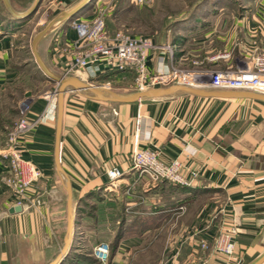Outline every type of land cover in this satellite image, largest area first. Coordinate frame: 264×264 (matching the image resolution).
<instances>
[{
    "label": "crops",
    "instance_id": "obj_1",
    "mask_svg": "<svg viewBox=\"0 0 264 264\" xmlns=\"http://www.w3.org/2000/svg\"><path fill=\"white\" fill-rule=\"evenodd\" d=\"M83 1L59 0L58 15L31 43L39 76L53 86L58 84L41 70L36 58L50 75L63 78L70 57L65 61L58 50L77 39L73 23L92 19L98 9L111 7L115 14L124 13L133 4L132 0H88L80 11L58 20ZM7 26L0 37V145L20 120L23 97L32 93L20 85L22 65L15 60L9 34L14 26ZM108 27L113 32L118 29L114 22ZM160 52L150 57L152 71L163 68ZM243 53L235 54L232 63L219 61L216 67L240 66ZM74 77L119 95L137 92L115 85L121 79H132L134 85L135 75L129 69L98 73L91 69ZM30 99L25 117L44 116L22 134L19 145L24 157L43 173V180L28 191L32 206L11 214L5 183L8 162L0 159V264H52L59 257L56 264H101L93 259V250L101 243L112 245L108 264H254L264 255V103L183 93L123 103L100 101L86 90L69 88L58 134V101L55 110L45 95ZM135 146L159 150L165 160L179 158L199 177L190 186L140 177L129 167ZM112 168L125 174L109 190L106 171ZM68 186L74 231L61 255L68 231ZM180 206L186 211L175 227ZM162 223L164 230L159 229ZM236 226L241 233L235 239L234 256L216 253L214 239ZM148 252L154 255L150 262H130L132 255Z\"/></svg>",
    "mask_w": 264,
    "mask_h": 264
},
{
    "label": "built area",
    "instance_id": "obj_2",
    "mask_svg": "<svg viewBox=\"0 0 264 264\" xmlns=\"http://www.w3.org/2000/svg\"><path fill=\"white\" fill-rule=\"evenodd\" d=\"M151 0H132L136 4H146ZM109 10L98 9L90 20H76L73 29L77 39L71 44L75 51L67 62V73L73 76H85L92 69L94 73L102 69L112 71H132L135 75L134 87L137 91H146L152 88L182 85L193 88H207L213 90L247 91L264 96V52L256 53L242 61L238 67H226L218 71L191 70L184 71L173 64V49L170 45H159L146 35H131L124 31L108 27L107 13ZM161 51L162 67L152 71L149 67L153 52ZM230 54L214 57L229 58ZM170 63H166V57ZM198 63H196L197 65ZM209 73V80L203 79ZM66 75V76H69ZM208 76V75H207ZM58 89V88H57ZM54 91V94L58 92ZM56 102L52 101L56 110ZM54 108V107H53ZM44 114L35 120L23 116L12 131L8 132L4 145H0V159L8 162L9 175L5 179L13 207H21L22 211L29 209L28 191L39 181L43 180V173L24 157V149L19 145L22 134L38 123ZM130 169L140 177H147L152 182H163L190 186L199 177L194 171H189L183 162L176 158L165 160L162 153L156 149L139 148L135 146L130 157ZM125 171L112 168L106 171L109 182L108 189L116 188V184L124 177ZM180 206L177 213L185 211ZM241 229L234 227L220 231L213 241V250L232 258L236 253V237ZM202 247L209 246L204 241ZM111 255L110 244L101 243L93 250V256L101 263L108 264ZM205 264V263H201Z\"/></svg>",
    "mask_w": 264,
    "mask_h": 264
},
{
    "label": "rangeland",
    "instance_id": "obj_3",
    "mask_svg": "<svg viewBox=\"0 0 264 264\" xmlns=\"http://www.w3.org/2000/svg\"><path fill=\"white\" fill-rule=\"evenodd\" d=\"M7 1L16 13H25L36 0ZM113 4L115 5L114 2ZM127 6V11L118 14H115L111 7L108 8L107 21L110 25L114 22L117 30L131 35H146L162 46L167 44L172 46L173 64L181 70L218 71L222 70L216 67L219 61L232 63L235 54L240 55L244 52L243 48H248L246 53L240 56L244 61L256 53L264 52V0H151L143 5L133 3ZM61 8L59 0H40L35 14L21 20H13L3 0H0V37L7 30L8 23H12L14 27H10L9 33L11 49L23 70L20 85L29 87L32 92L31 96L23 97L20 120L25 116L23 110L29 109L30 98L45 95L46 101H57V94H54V91L58 86H53L39 76L41 73L34 66L35 52L31 43L37 32L50 23ZM253 20H259L260 23L257 21L252 24ZM19 27L21 28L18 30ZM61 48L58 53L61 52L65 61L75 51L69 44ZM249 49L253 51L250 52ZM178 53L180 56L178 55L176 61ZM229 53L231 54L227 59L212 61L214 57ZM67 72L65 68V75H69ZM207 75L203 79L209 80V73ZM131 80L121 79L115 85H124L127 90H135L134 85L130 83ZM84 209L88 212L92 210L91 207ZM185 211L175 213V227L179 225L177 221ZM159 229H166L165 223H162ZM153 256L151 252L132 255L130 262L147 263ZM159 258L164 260L165 256Z\"/></svg>",
    "mask_w": 264,
    "mask_h": 264
},
{
    "label": "water",
    "instance_id": "obj_4",
    "mask_svg": "<svg viewBox=\"0 0 264 264\" xmlns=\"http://www.w3.org/2000/svg\"><path fill=\"white\" fill-rule=\"evenodd\" d=\"M7 10L10 15L15 18V19H24L27 18L33 14H35L38 10L40 0H36L34 5L25 13H16L14 9L11 7V5L8 3L7 0H3ZM88 2V0H84L80 5L75 7L71 12L66 13L65 15L63 14L59 19H63L68 15L74 14L78 11H80L85 4ZM44 32L40 33L36 39L35 42L38 41V39L43 35ZM37 64L40 68H42V61L40 59L37 60ZM48 78L53 81L54 83L58 84V97H57V106H58V134L61 131V126H62V118H63V112H64V96L65 92L69 88L73 89H81V90H86L89 93H91L95 98H97L100 101H114V102H123V103H132V102H141L144 101L145 99H154V98H162V97H167L171 95H175L178 93H183V94H190L202 98H219V99H249V100H254L257 102L264 103V96L260 94H256L253 92H246V91H232V90H206V89H200V88H193V87H188V86H182V85H172L168 86L166 88L164 87H159V88H152L144 91H137L136 93L130 94V95H119L116 93H113L111 91H107L103 89L102 87H95L90 84L82 82L80 79L74 76H64L63 78H55L52 75L46 74ZM60 169V167H59ZM67 191L69 194V199H68V226H67V235L65 239V247L62 250L61 255H63L68 248V246L71 243L72 239V231L73 230V218H72V211H71V203H72V198L71 197V190L70 187H67ZM11 214L15 213H22V208L21 207H12L9 211ZM60 255V256H61ZM60 259V257H59ZM57 259V261L59 260ZM57 261H55L52 264H56ZM264 261V255L258 259L254 264H261Z\"/></svg>",
    "mask_w": 264,
    "mask_h": 264
},
{
    "label": "bare ground",
    "instance_id": "obj_5",
    "mask_svg": "<svg viewBox=\"0 0 264 264\" xmlns=\"http://www.w3.org/2000/svg\"><path fill=\"white\" fill-rule=\"evenodd\" d=\"M36 52V51H35ZM36 59H39V57L38 58H36ZM45 65V64H44ZM44 65H42V68H41V70L45 73V74H51V72L44 66Z\"/></svg>",
    "mask_w": 264,
    "mask_h": 264
},
{
    "label": "trees",
    "instance_id": "obj_6",
    "mask_svg": "<svg viewBox=\"0 0 264 264\" xmlns=\"http://www.w3.org/2000/svg\"><path fill=\"white\" fill-rule=\"evenodd\" d=\"M111 246H112V245H111ZM111 246H110V247H111ZM111 251H112V247H111ZM110 257H111V255H110ZM93 259H94V260H96V261H98V260H97V259H95V258H93Z\"/></svg>",
    "mask_w": 264,
    "mask_h": 264
}]
</instances>
